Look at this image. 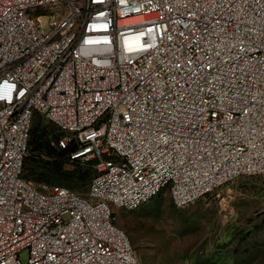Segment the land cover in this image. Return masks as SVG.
<instances>
[{"label":"built area","instance_id":"2783aa9c","mask_svg":"<svg viewBox=\"0 0 264 264\" xmlns=\"http://www.w3.org/2000/svg\"><path fill=\"white\" fill-rule=\"evenodd\" d=\"M36 114L85 194L25 177ZM259 173L264 0H0V264H140L114 208Z\"/></svg>","mask_w":264,"mask_h":264},{"label":"rangeland","instance_id":"374dc122","mask_svg":"<svg viewBox=\"0 0 264 264\" xmlns=\"http://www.w3.org/2000/svg\"><path fill=\"white\" fill-rule=\"evenodd\" d=\"M62 135L44 116L35 115L24 175L40 187L58 184L52 175L36 180L37 170L46 161L63 163L65 170L90 176L86 183L73 179L59 185L85 194L96 163L61 155L57 139ZM114 213L140 264H264V173L239 175L185 206L174 204L166 188L138 209L116 207Z\"/></svg>","mask_w":264,"mask_h":264},{"label":"trees","instance_id":"16d2710c","mask_svg":"<svg viewBox=\"0 0 264 264\" xmlns=\"http://www.w3.org/2000/svg\"><path fill=\"white\" fill-rule=\"evenodd\" d=\"M32 132H33V127H32V131H31V137H32ZM40 136H36L33 141L37 142ZM59 139V138H58ZM58 139H57V146L58 149L61 150L60 154L64 155L66 157L70 159V153L71 151L74 149L73 146H67V147H61L58 144ZM32 142V138H30V142H29V147L30 144ZM74 162H78V160H72ZM55 161H46L45 165L40 166L39 173L40 176H37L36 180L38 181H42L45 180L47 178H51L50 175H52V181L55 183L61 184L62 181H66V180H73V179H77L78 182L80 183H86L89 180V176L87 175L83 170H80L77 172L75 171H69V170H65L63 168V163H59L54 165ZM24 171H25V165H24ZM77 173V174H76ZM55 176V177H53Z\"/></svg>","mask_w":264,"mask_h":264}]
</instances>
